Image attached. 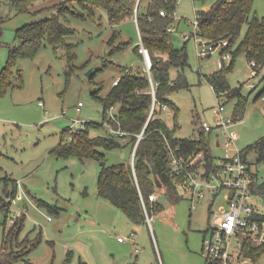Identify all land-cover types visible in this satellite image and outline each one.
I'll return each mask as SVG.
<instances>
[{
  "label": "rangeland",
  "instance_id": "obj_1",
  "mask_svg": "<svg viewBox=\"0 0 264 264\" xmlns=\"http://www.w3.org/2000/svg\"><path fill=\"white\" fill-rule=\"evenodd\" d=\"M61 3L72 10L66 19L62 16V22L74 33L55 42L41 37L32 54L16 55L9 70L10 84L0 92V252L4 229L21 221V228L13 229L19 240L34 245L28 257L36 264H208L202 255L210 223L208 191L202 199L180 195L176 203L161 194L157 201L162 209L151 214L150 222L133 223L98 193L97 186L102 162L131 161L127 137L120 139L119 148L102 149L105 160L100 162L57 152L79 128L74 120L101 122L103 105L93 98L94 90L100 87V95H105L123 67L144 71L134 51L140 38L132 18L111 25L104 9L96 8L94 18L84 12L79 16L80 6L70 0H33L20 12L13 0H0V71L8 63L9 49L21 46L17 29L50 17ZM146 3L141 1L139 14ZM209 5L210 1H175L171 39L175 47L185 50L186 62L180 70L170 68L169 74L174 79L180 72L187 87L167 95L178 113L169 108L162 117L169 128L177 123L175 135L181 138L198 136L202 121L214 126L212 109L218 102L224 106V118H232L237 97L230 99L228 93L217 98L205 78L224 65L230 89L245 104L242 119L233 121L229 131L238 136L237 150L253 162L252 144L264 136V67L254 73L244 52H235L237 44L228 59L220 46L208 56L197 57L193 34L198 26L192 22H199L198 10ZM252 8L258 18L264 17V0H254ZM182 34L191 39L183 40ZM113 37L116 43L130 45L113 52L109 46ZM78 102H82L79 112ZM114 107L107 114L111 120L102 127H89L90 135L112 136L114 113L119 110ZM216 133L211 131L212 140ZM209 153L221 156L223 150L211 144ZM253 168L264 178V161ZM117 237L125 240L119 242ZM258 252L255 260L249 255L252 261L247 264H264V247Z\"/></svg>",
  "mask_w": 264,
  "mask_h": 264
},
{
  "label": "trees",
  "instance_id": "obj_2",
  "mask_svg": "<svg viewBox=\"0 0 264 264\" xmlns=\"http://www.w3.org/2000/svg\"><path fill=\"white\" fill-rule=\"evenodd\" d=\"M32 1L13 0V3L16 10L20 12L26 11ZM70 1L80 6L81 11L77 13L79 16L84 12L87 17L94 18L95 9L102 8L106 11L111 25H117L126 19H134L133 2L128 0ZM175 1H147L144 12L139 14L138 9L137 13L139 41L148 51L152 65L150 76L157 83L156 103L152 115L149 117L152 98L146 71L143 69L144 71L141 72L123 67L119 81L116 85L112 84L105 95H100V87L92 92L93 98L103 105L101 122L86 121L83 128L77 129L72 141L65 145L61 143L57 149L58 153L66 157L73 155L81 161L91 159L100 162L105 160L102 149L121 147V138H128L132 152L137 134L145 127L143 136L135 148L133 166L130 160L112 165L104 164L97 178L98 193L120 209L133 223L145 221L142 200L151 216L152 213L162 209L161 203L157 201L159 195H164L171 203L178 202L182 196L178 192L176 181L169 177L166 140L172 147L179 145L182 153L203 150L208 158L211 157L208 147L211 132H204L200 128L201 123L198 125V136L181 138L175 135L177 123L174 122L173 127L169 128L162 117L164 111L160 103H166L172 112L177 114L178 107L167 99V95L187 87L186 80L180 72L174 79L169 74L170 68L180 70L186 62L185 50L173 45L171 33L167 31L168 26L173 22ZM207 1H210V5L198 10L201 15L198 36L211 43L222 39L227 40L228 46L224 52H230L231 47L237 44L235 52L242 50L249 65L254 62L251 66L255 73H258L264 67V17L258 18L253 11L254 0H201L203 4ZM56 6L57 11L52 12L50 17L27 23L17 29L16 33L21 46H13L9 49L8 63L0 71V92L7 84H10L9 70L16 55L32 54L33 49L39 45L41 37L45 36L47 39L44 37L43 40L55 42L74 33L70 26L62 22V16L66 19V14L71 13L72 10H66L68 8L66 3ZM161 9L167 11L166 16L159 15ZM129 45L128 41L116 43L114 37L109 42L113 52L124 50ZM139 48V44L135 45L134 51L143 61ZM232 61L233 59H230L227 68L230 67ZM226 74L227 69L222 65L219 72L206 75L205 78L217 98L228 93L230 99L237 97L238 104L232 114L233 121H237L244 115L245 104L238 92L230 89ZM115 105L119 106L117 113H114L116 130L124 131L126 135L122 137L90 135L89 127H102L103 122L111 120L112 117L107 114ZM252 148L254 149L252 165H258L264 161V136L252 144ZM253 192L264 201L263 177L254 182ZM150 194H156L157 199L150 201ZM16 225L20 229L22 222L19 221L7 231L4 229L0 264H36L28 257L34 245L26 239H18V231L13 229ZM263 247L264 244L252 246L246 250V253L252 255L255 260L259 255L258 251Z\"/></svg>",
  "mask_w": 264,
  "mask_h": 264
},
{
  "label": "built area",
  "instance_id": "obj_3",
  "mask_svg": "<svg viewBox=\"0 0 264 264\" xmlns=\"http://www.w3.org/2000/svg\"><path fill=\"white\" fill-rule=\"evenodd\" d=\"M128 1L133 2V20L136 24L138 9L142 0ZM159 15L166 16L167 11L161 9ZM172 15L173 25L176 20L174 12ZM177 20H180V18ZM192 24L198 26L199 22L194 21ZM172 25L167 28L170 33L173 31ZM193 36L197 57L208 56L220 46L223 50V57L225 59L230 58L229 52H224V49L228 46L227 40L208 42L198 36V30ZM181 37L183 40L191 39L189 35L182 34ZM139 45V52L143 55L144 70L150 83L152 98L150 117L156 103L155 87L157 83L150 76L152 65L148 51L141 41H139ZM253 64L254 62L251 63L252 66ZM253 72L255 73V70ZM118 81L119 78H115L112 82L113 85H116ZM251 87H254V84H251ZM81 106L82 102H78L77 112L80 111ZM160 107L163 111L169 109L166 103H160ZM112 109H115V107H112ZM223 112L224 106L218 102L217 107L212 109L216 121L215 125L212 126L206 121H202L200 126L206 133L212 130L217 131L213 140L212 137H209L208 147L210 149L211 144H213L216 148H221L223 155H211L208 158L203 150L182 153L179 145L172 147L166 140L169 177L176 181L178 192L182 196L190 195V197L196 196L198 199H202L206 196L205 192H209L210 223L204 233L202 245V255L206 261L209 264H247L252 259L247 255L246 250L252 246H262L264 244V201L253 192V184L260 177L253 168V162L234 146L238 136L236 132L229 131L233 119H225ZM74 123L79 128H83L85 124L79 119L74 120ZM144 128L137 134L133 150L142 138ZM75 132H77V129ZM112 135L122 137L126 133L121 130H114ZM130 162L133 166V158ZM156 199V194L149 195L150 201ZM142 206L145 220L149 223L151 216H149L143 200ZM133 237L134 233L131 232L129 238L132 239ZM117 240L123 242L125 238L117 237Z\"/></svg>",
  "mask_w": 264,
  "mask_h": 264
},
{
  "label": "water",
  "instance_id": "obj_4",
  "mask_svg": "<svg viewBox=\"0 0 264 264\" xmlns=\"http://www.w3.org/2000/svg\"><path fill=\"white\" fill-rule=\"evenodd\" d=\"M134 154H135V150H133L132 152V158L134 159ZM102 165H104V162L101 163Z\"/></svg>",
  "mask_w": 264,
  "mask_h": 264
},
{
  "label": "crops",
  "instance_id": "obj_5",
  "mask_svg": "<svg viewBox=\"0 0 264 264\" xmlns=\"http://www.w3.org/2000/svg\"><path fill=\"white\" fill-rule=\"evenodd\" d=\"M117 78H119V77H117ZM238 138V137H237Z\"/></svg>",
  "mask_w": 264,
  "mask_h": 264
}]
</instances>
